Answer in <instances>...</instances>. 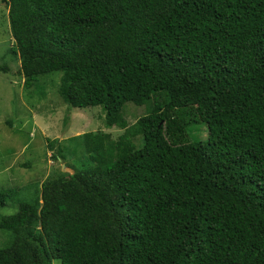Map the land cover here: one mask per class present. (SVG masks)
<instances>
[{"label":"trees","instance_id":"trees-1","mask_svg":"<svg viewBox=\"0 0 264 264\" xmlns=\"http://www.w3.org/2000/svg\"><path fill=\"white\" fill-rule=\"evenodd\" d=\"M8 21L26 87L57 74L121 133L71 138L85 163L0 216V264H264V0H9Z\"/></svg>","mask_w":264,"mask_h":264},{"label":"rangeland","instance_id":"rangeland-1","mask_svg":"<svg viewBox=\"0 0 264 264\" xmlns=\"http://www.w3.org/2000/svg\"><path fill=\"white\" fill-rule=\"evenodd\" d=\"M8 1L0 0V64L8 66L7 71H0V191L7 192L9 197L0 207V216L15 213L20 202L31 200L42 181L62 174L63 164L83 166L84 158L77 149L79 142L72 137L102 130L116 139L121 133L115 126H105L100 106L81 109L64 103L57 92V74L40 78V86L26 87L17 73L19 59L13 53L16 45L10 32ZM146 106L127 103L124 118L133 123L145 114ZM190 128L192 140L206 136L204 124ZM138 139L133 142L141 146L142 139ZM50 141H54L52 147ZM57 146L62 148L61 158L55 156ZM3 234L0 228V246L6 245ZM52 264L59 261L53 259Z\"/></svg>","mask_w":264,"mask_h":264},{"label":"water","instance_id":"water-1","mask_svg":"<svg viewBox=\"0 0 264 264\" xmlns=\"http://www.w3.org/2000/svg\"><path fill=\"white\" fill-rule=\"evenodd\" d=\"M62 170L64 172H68V173H72L73 172V169L68 167V166H66L65 164L62 165Z\"/></svg>","mask_w":264,"mask_h":264}]
</instances>
